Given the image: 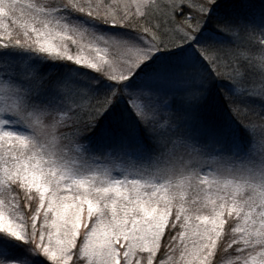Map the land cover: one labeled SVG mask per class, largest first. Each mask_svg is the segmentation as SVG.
<instances>
[{"label": "snow or ice", "instance_id": "snow-or-ice-1", "mask_svg": "<svg viewBox=\"0 0 264 264\" xmlns=\"http://www.w3.org/2000/svg\"><path fill=\"white\" fill-rule=\"evenodd\" d=\"M0 264H264V0H0Z\"/></svg>", "mask_w": 264, "mask_h": 264}]
</instances>
